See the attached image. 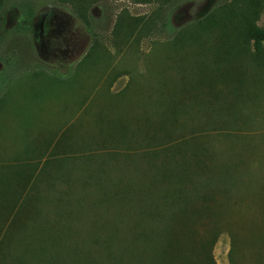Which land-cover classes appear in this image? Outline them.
Returning <instances> with one entry per match:
<instances>
[{
  "label": "rangeland",
  "instance_id": "obj_1",
  "mask_svg": "<svg viewBox=\"0 0 264 264\" xmlns=\"http://www.w3.org/2000/svg\"><path fill=\"white\" fill-rule=\"evenodd\" d=\"M120 12L131 18L122 19V24L128 20L135 24L127 39L115 33L119 27L113 24L118 22ZM86 15L88 24L78 19L63 0H0V244L5 246L0 264H18L7 254L5 237L10 234V217L19 202L33 192L29 185L36 180V171L40 167L56 171L52 163L43 164L45 159H68L65 177L42 176L54 178L55 189L67 181L73 190H80L74 194L91 197L95 189L88 184L89 178L83 189L75 180L85 167L81 159L84 155L105 159L104 164L98 160L87 166L93 171L105 170L98 176L101 181L119 179L136 186L144 181L139 170L148 167L145 165L149 162V154L142 153L159 151L169 141L198 142L212 151L217 165H249L247 177H240L247 183L248 195L254 196L259 186L256 170L264 169L261 60L256 57L247 64L246 69L254 71L258 79L246 85L236 107L229 111L220 107L231 106L227 104L231 98H210V108L203 102L209 98L201 97V88L187 85L179 77L182 71L188 73L194 68L191 59L196 54L209 50L219 54L221 50L217 48L229 31L238 36L247 21L264 28V0H93ZM206 15L212 22L209 36L203 34L190 40L192 31L186 26ZM133 18L140 22L134 23ZM122 28L124 33L127 27ZM193 34L197 35L195 31ZM92 51L98 55L91 58ZM214 86L217 89L227 85L218 81ZM162 87L167 91L163 96L166 115L170 103L177 111L182 109L174 124L165 126L170 139L163 134L165 130L152 125L162 109L157 103ZM199 101L212 112H200L199 104L196 106ZM63 131L67 146H56V138ZM143 132L154 133L156 139L140 141L138 137ZM17 172L25 177L15 180ZM119 182L120 186L126 185ZM135 186L129 191L132 197H142L141 192H135ZM39 188L43 189L41 182ZM10 189L15 195L13 200ZM38 193L43 201L55 195L54 191ZM239 193L234 188L231 192L235 198ZM147 198L142 199L146 202ZM151 200L158 202L155 196ZM43 201L33 204L41 206ZM112 209L111 206L106 212V219L110 227H115L117 223L109 220L114 215ZM130 224H119L118 228ZM145 226H149L148 222ZM193 226L200 233L212 228L206 219ZM82 227L87 228L78 222L76 228ZM21 228L20 224L13 229L16 240H24L26 233ZM230 241L228 232L219 233L211 248L214 264H228Z\"/></svg>",
  "mask_w": 264,
  "mask_h": 264
},
{
  "label": "trees",
  "instance_id": "obj_2",
  "mask_svg": "<svg viewBox=\"0 0 264 264\" xmlns=\"http://www.w3.org/2000/svg\"><path fill=\"white\" fill-rule=\"evenodd\" d=\"M63 1L71 7L78 19L88 24L86 13L93 0ZM124 18H130L129 14L120 12L118 22L113 25L119 27L115 33L120 36L122 33V37L127 39L135 24L132 25V20L122 24L121 20ZM208 20L211 17L206 15L186 26L192 31L190 40L203 34L209 36L212 22ZM133 22L138 24L140 21L133 18ZM125 25L127 30L123 33L124 29L120 28ZM237 34L238 36H233L229 31L225 35L217 48L221 50L219 54V51L216 55L213 54L212 50L206 54H196L191 59L194 68L188 73L182 71L179 77L187 85L200 87L203 92L201 97L209 98L203 100L209 107L212 103L210 98H231L227 103L231 106L220 108L229 111L231 107H236L244 89L258 79L254 71L246 69L247 64L257 57L264 65V28L247 21L241 25ZM223 53L226 54L222 55ZM218 81L226 82L227 86L216 89L214 85ZM166 93L164 88L158 92L157 103L162 109L152 125L165 130L163 134L170 139L171 135L167 133L165 126L173 125L179 116L177 113L182 109L177 111L170 103L169 113L166 115L163 99ZM199 102L196 103V106L199 104L197 109L205 114L203 110H207V107ZM206 112L210 114L212 110ZM65 133L61 132L56 138V146H67L64 144ZM153 134L143 132L138 138L146 143L156 139ZM168 143L159 151L151 149L150 152L142 153L149 154V162L145 165L148 167L139 170L144 181L142 185L136 186H132L131 181L119 182L122 181L119 179L107 183L101 181L99 177L105 170L93 171L87 166L98 160L104 164L105 159L101 156L94 157L95 154L84 155L81 159L84 160L85 167L75 180L80 182L83 189V184L89 178L88 184L95 189L91 197H87L86 193L74 194L80 190H73V185L63 180L65 184L55 189L54 178L47 180L42 176L65 177L66 172L63 170L68 165V159H45L43 164L52 163L56 171L49 172L40 167L34 175L36 180H32L29 185V190L33 192L19 202L10 217V234L5 237V241H8L7 254L13 258L12 261L18 264H214L212 245L219 233L226 231L231 238L228 264H264V169L256 170L259 186L254 196L248 195L247 183H243L240 177H247L249 165H217L213 162L212 151L203 143ZM22 177L25 174L17 172L15 180ZM40 182L42 190L39 188ZM118 182L126 185L120 186ZM134 186L135 192H141L142 197H132L129 191ZM233 188L240 191L237 198L231 194ZM149 190H153V195L150 196ZM154 190H157L156 194ZM38 191L41 194L54 191L55 195L43 201L44 198ZM9 193L13 200V190L10 189ZM146 196L148 198L145 202L142 198ZM154 196L157 203H151ZM249 198L254 201H249ZM39 201H43L42 205L34 206L33 203L37 205ZM111 206V213L114 215L109 220L117 223L115 227H110L111 223L106 219ZM32 207L33 212L29 211ZM21 219L23 220L20 221ZM203 219L212 226L208 233H200L193 226ZM78 222L85 223L87 228H76ZM129 222L131 224L126 228H118L119 224ZM146 222L149 226H145ZM20 224L23 227L21 231L26 233L24 240L20 237L16 240L17 235L13 231ZM97 226L109 229L98 230ZM13 246L18 247L16 249ZM4 247L0 244V256L4 254Z\"/></svg>",
  "mask_w": 264,
  "mask_h": 264
},
{
  "label": "crops",
  "instance_id": "obj_3",
  "mask_svg": "<svg viewBox=\"0 0 264 264\" xmlns=\"http://www.w3.org/2000/svg\"><path fill=\"white\" fill-rule=\"evenodd\" d=\"M119 52H120V50H119ZM91 55H92L91 56V58H92V57H96L98 54H97V52L92 51V54Z\"/></svg>",
  "mask_w": 264,
  "mask_h": 264
}]
</instances>
